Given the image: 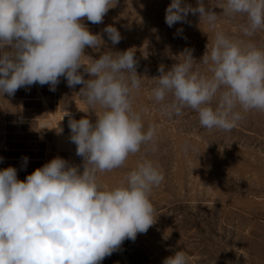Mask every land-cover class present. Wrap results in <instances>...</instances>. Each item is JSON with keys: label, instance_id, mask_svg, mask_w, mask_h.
<instances>
[{"label": "clouds", "instance_id": "obj_1", "mask_svg": "<svg viewBox=\"0 0 264 264\" xmlns=\"http://www.w3.org/2000/svg\"><path fill=\"white\" fill-rule=\"evenodd\" d=\"M111 7L113 0H0V94L11 96L35 84L55 91L64 77L70 88L82 85L85 113L97 116L95 123L87 116L68 122L82 172L60 157L24 181L14 167L0 170V264H101L156 220L150 196L164 174L152 160H138L111 188L99 179L123 167L142 146L153 145L154 151L159 128L156 123L145 128L149 109L134 106L141 76L132 49L84 61L85 49L99 50L104 40L82 21L100 24ZM220 8L226 17L246 18L242 38L220 29V14L204 0L196 7L185 0L168 5L169 27L199 14L200 24L214 35L199 61L204 70L185 49L169 70L159 67L149 98L162 117H180L188 108L201 127L228 132L250 111L264 113V46L251 39L264 30V0H225ZM103 32L113 45L121 41L116 27ZM23 160L27 164L28 158ZM163 264H190V257L175 251Z\"/></svg>", "mask_w": 264, "mask_h": 264}, {"label": "rangeland", "instance_id": "obj_2", "mask_svg": "<svg viewBox=\"0 0 264 264\" xmlns=\"http://www.w3.org/2000/svg\"><path fill=\"white\" fill-rule=\"evenodd\" d=\"M171 2L113 0L102 23L82 21L104 40L99 50L85 49V63L105 51L135 52L141 89L134 106L149 109L143 117L145 128L149 123L159 125L154 151L153 145L142 146L123 167L99 174L100 181L115 186L145 158L164 174L150 196L154 224L135 241L125 240L101 264H163L175 251H184L190 264H264V113L250 111L228 132L209 131L200 126L195 111L186 108L182 116L168 119L149 98L159 67L169 70L183 59L185 49L192 51L204 70L199 61L214 35L204 22L200 24L199 14L189 13L187 23L169 27L165 14ZM185 2L197 6V0ZM224 2L204 0L206 8L220 14L218 27L229 36L242 38L240 25L246 18L224 16L220 8ZM109 25L121 34L116 45L103 32ZM180 28L183 32L177 34ZM251 39L264 46V30ZM84 78L90 77L84 73ZM81 87L70 88L61 77L55 91L35 84L11 96L0 94V170L14 167L17 178L24 181L37 168L60 157L83 171V159L76 155L68 122L87 116L95 123L97 116L92 110L85 113L88 107L79 94Z\"/></svg>", "mask_w": 264, "mask_h": 264}]
</instances>
